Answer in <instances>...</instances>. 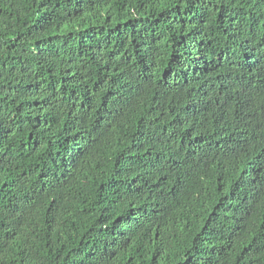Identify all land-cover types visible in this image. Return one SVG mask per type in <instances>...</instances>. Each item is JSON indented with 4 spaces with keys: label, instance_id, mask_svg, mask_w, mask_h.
I'll list each match as a JSON object with an SVG mask.
<instances>
[{
    "label": "trees",
    "instance_id": "obj_1",
    "mask_svg": "<svg viewBox=\"0 0 264 264\" xmlns=\"http://www.w3.org/2000/svg\"><path fill=\"white\" fill-rule=\"evenodd\" d=\"M0 264H264V0H0Z\"/></svg>",
    "mask_w": 264,
    "mask_h": 264
}]
</instances>
